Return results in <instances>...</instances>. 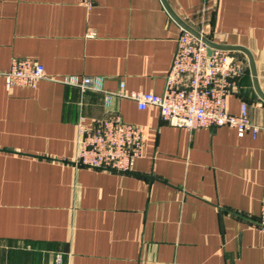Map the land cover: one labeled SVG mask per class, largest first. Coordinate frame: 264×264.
I'll list each match as a JSON object with an SVG mask.
<instances>
[{"label":"crops","instance_id":"1","mask_svg":"<svg viewBox=\"0 0 264 264\" xmlns=\"http://www.w3.org/2000/svg\"><path fill=\"white\" fill-rule=\"evenodd\" d=\"M178 21L247 51L230 50L245 71L225 110L245 104L255 137L105 95L162 93ZM14 58L46 77L6 88ZM110 113L142 129L141 156L126 173L75 168L77 122ZM263 183L264 0H0V264H264Z\"/></svg>","mask_w":264,"mask_h":264},{"label":"built area","instance_id":"2","mask_svg":"<svg viewBox=\"0 0 264 264\" xmlns=\"http://www.w3.org/2000/svg\"><path fill=\"white\" fill-rule=\"evenodd\" d=\"M80 3L90 8L93 0H80ZM197 34L200 37L180 29L161 94L129 92L121 82L117 92L105 95L132 100L139 110L156 107L162 121L187 131L225 126L235 130L239 137L245 133L255 137L260 128L250 122L245 104H241L238 116L225 110V100L237 92L244 66L231 56L230 50L210 47ZM3 77L6 88H33L46 76L41 64L14 58ZM62 82L77 87L80 92L100 88L94 77H64ZM143 141L142 129L125 123L115 113L89 123L80 119L76 124V150L71 163L75 168L126 173L141 156ZM256 229L264 233V183ZM55 263L62 264L60 256Z\"/></svg>","mask_w":264,"mask_h":264},{"label":"water","instance_id":"3","mask_svg":"<svg viewBox=\"0 0 264 264\" xmlns=\"http://www.w3.org/2000/svg\"><path fill=\"white\" fill-rule=\"evenodd\" d=\"M178 23L181 26V28L185 29L186 31L190 32L191 34H193L196 37H200L193 29L187 27L186 25H184L180 21H178ZM201 39L203 42H205L207 45H209L210 47H213V48H219L222 50H239V51H242L244 53H247V51H245V49H243L241 47H222V46L214 45L213 43L209 42L205 38H201Z\"/></svg>","mask_w":264,"mask_h":264}]
</instances>
